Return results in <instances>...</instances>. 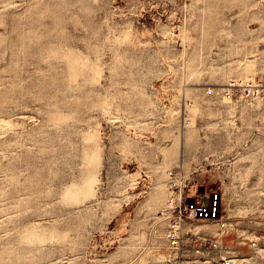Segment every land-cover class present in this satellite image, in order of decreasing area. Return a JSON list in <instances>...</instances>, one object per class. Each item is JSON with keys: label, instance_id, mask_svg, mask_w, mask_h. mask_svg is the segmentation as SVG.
<instances>
[{"label": "rangeland", "instance_id": "374dc122", "mask_svg": "<svg viewBox=\"0 0 264 264\" xmlns=\"http://www.w3.org/2000/svg\"><path fill=\"white\" fill-rule=\"evenodd\" d=\"M248 80L264 0H0V264H215L197 231L264 264V98L225 92ZM192 192L233 229L175 250Z\"/></svg>", "mask_w": 264, "mask_h": 264}, {"label": "built area", "instance_id": "2783aa9c", "mask_svg": "<svg viewBox=\"0 0 264 264\" xmlns=\"http://www.w3.org/2000/svg\"><path fill=\"white\" fill-rule=\"evenodd\" d=\"M238 87L243 91V95H252L254 100H262L264 98V80H248L241 86L230 85L225 91L227 96L230 97L232 91ZM208 93L211 94L212 92L209 90ZM260 97H262V99ZM179 201L177 207L178 211L172 226L173 230L171 229L167 236L172 249H180L181 244L177 229L183 224H187L186 226L191 227L188 229V232L195 231L193 225L201 222L218 225L220 234L222 235H225L233 229V222L225 216L222 199L217 193H215L212 200H206L204 196H200L197 192L187 194L186 199L183 200L181 193ZM197 232L203 233L202 239L204 242L202 249H207L208 245L212 243L209 253L214 255L213 257H210V260H213L215 264H239L238 259L231 256L222 244L211 241L212 235L207 232ZM192 236H195L193 232ZM175 264H178V262Z\"/></svg>", "mask_w": 264, "mask_h": 264}, {"label": "bare ground", "instance_id": "6f19581e", "mask_svg": "<svg viewBox=\"0 0 264 264\" xmlns=\"http://www.w3.org/2000/svg\"><path fill=\"white\" fill-rule=\"evenodd\" d=\"M188 125H189V126H191L192 124H191V123H189ZM181 133H182V132H181ZM183 134H184V133H183ZM181 137L183 138V136H182V135H181ZM182 147H183V146H182ZM188 177H189V176H188ZM198 252H199V251H198ZM202 252H203V251H202ZM202 252H201V253H202ZM196 253H197V252H196ZM199 253H200V252H199ZM205 253H206V251H205ZM203 254H204V253H203ZM245 263H247V262H245Z\"/></svg>", "mask_w": 264, "mask_h": 264}]
</instances>
